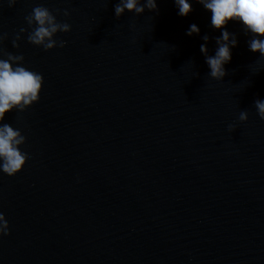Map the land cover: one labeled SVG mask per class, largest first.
I'll return each mask as SVG.
<instances>
[{"label": "water", "instance_id": "water-1", "mask_svg": "<svg viewBox=\"0 0 264 264\" xmlns=\"http://www.w3.org/2000/svg\"><path fill=\"white\" fill-rule=\"evenodd\" d=\"M118 2L0 0V47L43 76L38 102L5 117L29 159L0 174V264H264V58L229 22L237 46L213 80L200 45L214 54L220 32L200 4L116 18ZM38 4L71 26L63 48L27 42Z\"/></svg>", "mask_w": 264, "mask_h": 264}, {"label": "clouds", "instance_id": "clouds-1", "mask_svg": "<svg viewBox=\"0 0 264 264\" xmlns=\"http://www.w3.org/2000/svg\"><path fill=\"white\" fill-rule=\"evenodd\" d=\"M180 17H186L192 11V4L198 3L210 13V25L218 30L220 35L215 38L214 54L209 55L207 42L209 37H202L204 43L200 45V52L205 58L209 69L208 76L222 81L226 75L225 65L232 58V49L237 46L235 33H230L226 25L229 22L239 23L245 35L250 36L248 49L252 53H259V59L264 58V0H173ZM12 7L17 0H7ZM145 9L156 12V0H119L114 5L116 18L126 11L136 16ZM59 10L54 14L43 4L33 6L31 12L24 17L27 25V42L34 47L51 51L54 48H63L66 41L57 39L59 33H68L71 26L67 22L57 20ZM62 15L69 16L64 10ZM26 32L24 27L12 40V47L17 48L18 41ZM199 27L193 23L189 25L186 35H198ZM7 38V33L0 34V45ZM43 76L41 73L25 66L22 54H12L0 47V174L7 177L16 176L29 159V153L24 150L26 137L19 127H14L5 120L6 114L13 111L24 112L39 100L42 90ZM254 107L261 120H264V99H256ZM247 120V112L241 111L239 121ZM233 131V126L229 125ZM8 223L3 213H0V236L8 235Z\"/></svg>", "mask_w": 264, "mask_h": 264}]
</instances>
